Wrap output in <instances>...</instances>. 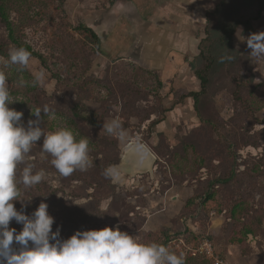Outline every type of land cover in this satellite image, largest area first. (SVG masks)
Returning a JSON list of instances; mask_svg holds the SVG:
<instances>
[{
    "label": "rangeland",
    "instance_id": "1",
    "mask_svg": "<svg viewBox=\"0 0 264 264\" xmlns=\"http://www.w3.org/2000/svg\"><path fill=\"white\" fill-rule=\"evenodd\" d=\"M222 1L0 0L9 22L7 26L0 18V71L7 77L14 100L8 107L23 113L25 128L30 119H36L32 111L37 108L61 107L68 115L40 114L39 126L45 133L61 128L74 134L83 131L93 140L92 151L106 153L107 159L120 156L115 165L120 177L113 181L133 206L139 200L145 203L136 209L147 216L142 229L119 226L121 231L141 243L158 244L163 243L166 231L169 235L180 233L189 237L191 246L197 245L201 235L211 239L229 264H264V61L252 58L246 39L241 40L264 31V12L256 18V5L238 11V16L251 21L252 30L239 27L233 37V46L247 55L254 76V88L244 89L251 92L244 98L253 107L254 117H248L251 112L244 104L235 105L233 81L216 82L211 100L225 128L201 131L200 143L191 141L185 149L177 147L200 126L192 98L180 97L200 89L194 69L201 66L198 55L206 37V14ZM227 2L223 13L236 12L238 6ZM79 24L93 26L101 38L102 54L93 51L91 36L80 30ZM25 44L42 55L46 67L32 55L26 68L6 66L9 51ZM113 119L120 121L123 136L103 129V123ZM154 119L161 122L152 126ZM248 125L247 132L236 133ZM228 134L234 143L230 152L222 146ZM43 139L42 135L17 167V175L29 164L33 173L45 171L41 183L19 187L21 200L13 201L18 211L31 207L32 214L41 202L48 204L49 197L54 198V190L58 198L70 200L60 192L62 182L51 164L52 157L42 152ZM136 141L156 155L151 171L129 173L120 167L126 148ZM250 142L256 145L246 144ZM158 147L163 152L172 149L173 154L160 158L155 150ZM220 175L234 176L228 183L208 185ZM167 185L171 188L161 194ZM207 186L214 198L204 205L201 197ZM108 201L102 202L103 209ZM238 202L231 216L230 209ZM9 227L19 232L23 226L12 220ZM246 228L253 232L240 244L237 240ZM13 244L18 250L20 246Z\"/></svg>",
    "mask_w": 264,
    "mask_h": 264
},
{
    "label": "clouds",
    "instance_id": "2",
    "mask_svg": "<svg viewBox=\"0 0 264 264\" xmlns=\"http://www.w3.org/2000/svg\"><path fill=\"white\" fill-rule=\"evenodd\" d=\"M246 44L251 49L250 56L257 62L264 61V31L250 34ZM31 53L24 47L9 51L8 64L26 68ZM235 59L222 56L220 62ZM7 77L0 71V264H185L183 253L176 254L155 242L141 243L135 236L105 227L100 230H77L66 240L59 239L60 229L54 232V218L48 213V204L41 202L29 216L17 211L13 201L21 200L19 184L31 188L45 179V171L33 173V165L23 168L17 179V167L24 163L33 145L44 136L42 151L52 157L51 164L57 172L68 177L79 170L87 171L92 167L87 139L77 140L72 130L61 128L45 133L39 126L41 111L51 116L49 108H37L32 114L35 120L23 125V113L10 109L13 103ZM103 129L110 135L123 136L119 120L103 123ZM129 152L137 167H145L151 161V153L140 141L129 145ZM107 179L118 180L120 169L110 165L103 170ZM22 224V230L16 232L10 228V222ZM19 245L14 247L13 242ZM52 241V242H50ZM31 242V246H29Z\"/></svg>",
    "mask_w": 264,
    "mask_h": 264
},
{
    "label": "trees",
    "instance_id": "3",
    "mask_svg": "<svg viewBox=\"0 0 264 264\" xmlns=\"http://www.w3.org/2000/svg\"><path fill=\"white\" fill-rule=\"evenodd\" d=\"M227 0H223L214 11L208 12L205 34L206 37L201 41L200 44V52L198 58L200 59L201 66H198L194 69V75L200 81V89L198 91H191L187 94H182L180 100L185 98H192L194 104V110L196 115L200 121V126L193 130L190 135L184 137L183 141H181L178 148L185 149L187 146L192 145L191 141H194L193 145H197L199 142V136L201 131L214 130L220 131L223 130L224 123L218 120V113L214 110V104L212 105L211 94L212 88L216 82L221 83V85L225 84L226 81H233V89H231V94L234 99L235 105L238 103L244 104L245 107L251 112L248 117H254L253 107L250 106L248 101L244 98L245 95H251V92H245V88H254L253 80L254 76L250 73L248 67V57L242 51L238 50L233 46V37L235 32L239 27H243L245 30H252L251 21L249 19H244L238 16V11L240 8H248L253 5L257 6V15L256 18H259L261 14L264 12V0H231L232 4L238 6L236 12L225 10L224 6L227 5ZM0 18L2 21L6 22V25L9 26V22L6 19L5 13L0 6ZM78 28L83 32L88 33L93 40V51L99 54L103 53L101 47V38L94 31V29L86 24H79ZM19 47H24L28 50L32 56L38 58L41 61V64L46 67L45 60L42 55L35 52L31 46L19 45ZM232 56L235 59L228 61L225 60L223 63L220 62V58L222 56ZM194 64V63H193ZM192 64V66H193ZM57 81L56 75L53 76ZM162 81L159 82L161 86ZM161 88V87H159ZM251 91V90H250ZM52 116H60L59 114H67V112H63L62 108L56 110H50ZM42 115L45 113L42 111ZM46 115V114H45ZM68 115V114H67ZM72 118H75V114ZM256 120V119H254ZM161 120L154 119L151 121V125L155 126L160 123ZM255 124V123H254ZM250 125L244 127V129H239L236 133L243 134L247 132ZM73 132V131H72ZM233 132V130L231 131ZM74 134V132H73ZM163 137V134L160 133ZM233 134V133H230ZM77 140L87 139L89 142V155L92 160V167H90L87 171L81 172L79 170L73 172L68 177H63L60 175V182L62 185L60 186V192L64 193V195L70 197V200L65 199V197H57V191H53V199L49 197L50 201L48 202L49 208L48 213L54 218V223L52 226V231H56L57 228L60 229L59 239L66 240L70 238L74 232L86 231V230H100L105 227L114 228L115 226H120L124 228H130V230H140L142 229L147 216L142 215L136 208L144 206L145 203L137 201L136 205H132L131 202L127 200L128 195H126L123 190L119 189V187L114 183L113 180L107 179L103 175V170L110 165H117L120 162V156L117 155L114 158L107 159V154L98 153L96 151L91 150L92 139L89 138V135L86 132L80 131L78 134H74ZM232 135L226 136L224 135L222 146L230 152L234 143L229 138ZM246 144L256 143L250 142ZM159 157H170L173 154L172 149H167L166 152L161 151L160 147L155 148ZM175 150V149H174ZM43 152V151H42ZM174 153H177L175 150ZM47 154V153H45ZM99 155L100 159H99ZM162 165V164H161ZM54 168V167H53ZM55 169V168H54ZM57 172V170H56ZM17 175L18 180L20 179L22 171L18 172ZM234 175L218 176L215 180H210L208 185L214 186L220 183H228L231 181ZM75 183V184H74ZM19 187L22 184L18 185ZM66 188L68 191H66ZM171 188V185H167L163 187L161 190V194H165V192ZM34 193V192H33ZM136 191L130 193L134 195ZM28 194V193H27ZM30 194V193H29ZM28 194V195H29ZM129 195V196H131ZM51 196V195H50ZM214 198V193L211 191V187L206 188L202 199V204L211 201ZM83 199L84 202L76 203V200ZM104 200H109L107 204V208H102V202ZM27 201V200H26ZM240 203H236L231 210V216H234L237 206ZM15 206V205H14ZM31 207H26L20 209L19 211L27 214L32 210ZM17 210V209H16ZM18 211V210H17ZM22 225V224H21ZM252 229L246 228L244 235L239 238L237 241L242 244L244 239L249 233H252ZM166 236L162 243V245L166 246V244L172 239H183L185 242V247H195L189 244V237L187 235H180L171 233L168 234V231L165 232ZM205 237L198 235L197 236V244ZM211 240V239H210ZM52 242V241H50ZM194 245V244H193ZM183 247V250L169 249V251L174 252L176 254H181L186 249ZM216 247V246H215ZM217 250V249H216ZM186 252V250H185ZM219 253V252H218ZM220 258L222 259L221 264H229L228 259L219 253ZM185 258V264H214L213 260H210L202 255H192L190 250H187Z\"/></svg>",
    "mask_w": 264,
    "mask_h": 264
},
{
    "label": "built area",
    "instance_id": "4",
    "mask_svg": "<svg viewBox=\"0 0 264 264\" xmlns=\"http://www.w3.org/2000/svg\"><path fill=\"white\" fill-rule=\"evenodd\" d=\"M185 242L183 239H172L170 240L167 244L166 247L168 249L173 248L174 246L177 247L179 250H183V247H185ZM186 252L187 250L191 251L192 255H202L205 256L206 258L213 260L214 264H221L222 263V259L220 258V255L218 253V251L216 250V247L214 245V243L209 239V238H203L198 245H196L195 247H190L187 246L186 247ZM185 252V255H186Z\"/></svg>",
    "mask_w": 264,
    "mask_h": 264
},
{
    "label": "water",
    "instance_id": "5",
    "mask_svg": "<svg viewBox=\"0 0 264 264\" xmlns=\"http://www.w3.org/2000/svg\"><path fill=\"white\" fill-rule=\"evenodd\" d=\"M150 153H151V161H150V163L147 166H145V167H137L135 165V163H134V158H131L132 155L129 152V146H128L126 151L122 155L120 167L122 168V170H124L126 172H129V173H132L133 171H139V172L151 171L152 168H153V165H154V163L156 161V155L151 150H150ZM126 156H128V157H126Z\"/></svg>",
    "mask_w": 264,
    "mask_h": 264
},
{
    "label": "crops",
    "instance_id": "6",
    "mask_svg": "<svg viewBox=\"0 0 264 264\" xmlns=\"http://www.w3.org/2000/svg\"><path fill=\"white\" fill-rule=\"evenodd\" d=\"M120 23V22H119ZM89 26H91V25H89ZM92 28H93V26H91ZM107 27V26H106ZM131 38V37H130ZM130 41V39L128 38V42Z\"/></svg>",
    "mask_w": 264,
    "mask_h": 264
},
{
    "label": "bare ground",
    "instance_id": "7",
    "mask_svg": "<svg viewBox=\"0 0 264 264\" xmlns=\"http://www.w3.org/2000/svg\"><path fill=\"white\" fill-rule=\"evenodd\" d=\"M127 149V148H126ZM126 151V150H125ZM125 157V156H124ZM126 157H128V156H126ZM131 158H133V157H131Z\"/></svg>",
    "mask_w": 264,
    "mask_h": 264
}]
</instances>
